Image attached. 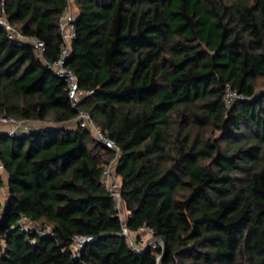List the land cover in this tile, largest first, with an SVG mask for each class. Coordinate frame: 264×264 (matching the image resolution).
I'll return each mask as SVG.
<instances>
[{"label": "trees", "instance_id": "1", "mask_svg": "<svg viewBox=\"0 0 264 264\" xmlns=\"http://www.w3.org/2000/svg\"><path fill=\"white\" fill-rule=\"evenodd\" d=\"M75 5L65 66L93 91L77 108L53 68L68 0H0V19L46 46L0 22V119L42 124L0 132V264H157L121 236L104 183L117 153L79 111L117 144L126 225L154 230L161 264H264V0ZM77 235L97 238L79 258Z\"/></svg>", "mask_w": 264, "mask_h": 264}, {"label": "built area", "instance_id": "2", "mask_svg": "<svg viewBox=\"0 0 264 264\" xmlns=\"http://www.w3.org/2000/svg\"><path fill=\"white\" fill-rule=\"evenodd\" d=\"M75 7H77L75 5V0H68V8L63 14L60 21V30L64 45L60 58L53 65V68L56 70L57 75L65 79V81L67 82L68 85L67 90L73 108H77L80 102L86 96L93 94V91L81 89L75 74L65 66L67 58L71 53L72 41L76 36V28L74 23L76 21L78 12ZM0 22L4 26H6V28L9 30L11 34V38L22 40L23 42L32 44L39 51L41 56L44 55L46 51V46L44 42L39 41L33 37L22 36L17 29L12 27L6 21V19H0ZM235 98H236V94L231 90V88H228L226 100H225L226 106L228 108L231 106L232 101ZM76 121L81 126L92 130L96 135V138L101 143H103L106 147L114 150L117 153V158L111 164L105 166L104 183L117 203L118 216L123 222L121 236L125 237L128 240L132 249L137 253H141L147 249H159L161 252L158 254L157 264H161L162 254L163 251L165 250V245L162 240L155 237L154 230L152 228L143 227L138 232L134 233L126 225L127 215L121 194L122 192V187L120 182L121 180L117 175V161L119 159V148L117 144L112 139L108 138L104 133H102V131L96 126V124L93 122L89 114H87L86 112L79 111V116L76 119ZM0 123L11 125L12 129L8 131L9 134L11 135L19 131H28L31 129L38 128L32 126L22 127V125L18 121L12 118H1ZM27 123H31V122H27ZM3 171H4V166L0 159V174ZM1 192H2V184L0 182V203H2ZM96 240H97L96 237L77 235L74 238V245H73L75 256L78 258L81 257V249L85 247L86 244L94 242Z\"/></svg>", "mask_w": 264, "mask_h": 264}, {"label": "rangeland", "instance_id": "3", "mask_svg": "<svg viewBox=\"0 0 264 264\" xmlns=\"http://www.w3.org/2000/svg\"><path fill=\"white\" fill-rule=\"evenodd\" d=\"M77 12H78V8L75 7ZM19 123L22 125V127H28V126H32V127H39V126H42V124L38 123V122H31V123H27L25 121H19ZM30 124V125H28ZM52 124V123H51ZM4 125H7V124H1L0 123V128L3 127ZM71 125V124H70ZM8 130H11L12 127L11 125H7ZM1 177H2V192H1V201H2V204L5 202L6 198H7V193H8V186H7V174L5 173V171H3L1 174ZM121 180V179H120ZM121 182V181H120Z\"/></svg>", "mask_w": 264, "mask_h": 264}, {"label": "crops", "instance_id": "4", "mask_svg": "<svg viewBox=\"0 0 264 264\" xmlns=\"http://www.w3.org/2000/svg\"><path fill=\"white\" fill-rule=\"evenodd\" d=\"M9 127H7V125H4L3 127L0 128V132H8Z\"/></svg>", "mask_w": 264, "mask_h": 264}]
</instances>
